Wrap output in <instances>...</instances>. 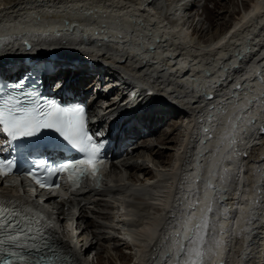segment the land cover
I'll return each instance as SVG.
<instances>
[{
    "label": "bare ground",
    "instance_id": "obj_1",
    "mask_svg": "<svg viewBox=\"0 0 264 264\" xmlns=\"http://www.w3.org/2000/svg\"><path fill=\"white\" fill-rule=\"evenodd\" d=\"M195 2L0 0V33L28 31L25 36L13 33L0 40L4 44L0 53L22 51V38L34 42L27 46L31 53L68 50L66 56L78 60L73 69L62 70L72 91L78 93V87L89 77L82 76L87 65L80 58L85 56L94 64L108 65L113 74H125L138 82L142 93L158 101L156 109L146 111L145 117L133 119L134 125L147 129L145 133H139L135 126L118 132L122 138L112 155H119L107 170L103 169L99 183L64 193L61 200L51 191L33 199L22 183L0 181V201L8 202L7 197L14 204H29L40 211L43 224L56 225L47 233L69 264H93V259H106L111 264H165L166 257L172 255L170 248H178V239L183 240L186 230L193 228L182 225L187 212L181 211H185L183 197L196 198L192 188L196 169L209 173L219 187L230 182L231 192L239 191L235 186L238 172L243 164L250 167V163L257 170L260 190L249 215L240 222V233L248 230L247 240L237 236L230 242L233 250L228 257L232 261L227 264H264V135L257 134L264 122V75H260L264 73V0H251L229 25L224 20L230 14L228 7L216 2L213 6L220 11H213L221 19L209 36L193 26L195 16L200 18L192 12ZM230 4L234 5L233 0ZM204 9L205 4L201 12ZM60 19L78 21L84 30L67 35L66 30L39 28ZM225 27L227 30L217 35ZM236 84L242 87L236 89ZM207 92L210 95L205 98ZM109 107L119 112L115 103ZM228 131L231 134L226 137ZM256 139L260 141L254 142ZM212 152L220 167L210 170ZM224 173L227 176L222 180ZM38 196L43 197L45 206L38 205ZM232 203L230 200L226 207ZM68 222L76 244L66 239ZM224 222L229 223L226 231L218 233L227 240L232 230L229 215L220 220ZM118 228L127 234V241L120 238Z\"/></svg>",
    "mask_w": 264,
    "mask_h": 264
},
{
    "label": "snow or ice",
    "instance_id": "obj_2",
    "mask_svg": "<svg viewBox=\"0 0 264 264\" xmlns=\"http://www.w3.org/2000/svg\"><path fill=\"white\" fill-rule=\"evenodd\" d=\"M220 43L223 44L224 41ZM24 82L21 79L13 86L20 90ZM55 87L62 88V82L58 81ZM241 87V84L235 85L236 89ZM249 123H254V120ZM88 124V114L83 105H59L54 101L44 100L34 89L27 92H6L0 96V139L8 145L9 156H0V180L8 176H23L41 190L58 188L61 174H66L74 186L84 178H90L93 183L98 182L99 169L106 160L104 150L109 141L105 132L90 131ZM45 132L55 133L58 139L43 136L42 133ZM25 141L34 142L17 143ZM65 148L80 155L77 158H67ZM61 156L65 158L60 159ZM224 158H227L226 154ZM226 176V173L222 174L221 179ZM208 187L213 186L208 184ZM29 191L34 192L33 189ZM63 195L62 193L61 196ZM212 199L215 197L210 198L198 223L188 229L189 234L183 240L178 239L174 264H210L211 257L216 254L209 247L210 241L215 247L224 249L225 242L216 240L215 224L208 216L213 211ZM5 200L8 202L0 201V264H64L65 257L57 255L47 240V230L54 229L56 225L50 222L42 224V214L25 215L18 207L11 206V198L6 197ZM193 208V205H189V210ZM187 223L188 220L182 221L183 226ZM69 228L71 229V224ZM76 243L73 240V244ZM171 259L172 255L167 256L165 264ZM219 264H226V261L221 260Z\"/></svg>",
    "mask_w": 264,
    "mask_h": 264
},
{
    "label": "rangeland",
    "instance_id": "obj_3",
    "mask_svg": "<svg viewBox=\"0 0 264 264\" xmlns=\"http://www.w3.org/2000/svg\"><path fill=\"white\" fill-rule=\"evenodd\" d=\"M216 2L228 7V10H229L230 14L227 15L224 20H226L228 25H229V23L230 24L233 23V18H235L236 15H238L240 13H243V11L251 3V0H233L234 5L230 4V0H215V2L210 1V0H196L194 6L192 7V12H193V14L194 13L198 14L200 16V18L199 17L196 18L197 16H195V18H194L192 23H193V26L197 27L198 29L202 28L203 31H204V34L208 35V36L212 35V33H214L216 31V30H214V25L218 24L219 20L221 19V16H220L219 19L216 18L215 17L216 13L213 11V9L215 8V6H213V5H215ZM203 4H205V8H206V11L204 9V13L201 12V6ZM216 11L219 12L220 10L216 9ZM209 12H210L211 15L209 14ZM212 14H214V15H212ZM207 17H210V20H209V18H208V20H206L205 18H207ZM195 19H197V20H195ZM189 21H191V20H189ZM198 21H200V22H198ZM228 25L226 26L227 28L229 27ZM226 27L224 29L218 30L217 31V33H218L217 35H219V36L222 35L227 30ZM189 31H191V29ZM166 159H167V157H166ZM69 224H70V222H68V224H65L66 228H67L66 233L68 234L67 235L68 237H66V239L69 240L68 238H70L71 243H73V240H75V237L73 235L74 230H72V227H71V229L69 228ZM94 251H96V250H94ZM124 251H127V250H124ZM118 254H120V252ZM90 257H91V260H92L94 258V255L91 254ZM98 260L93 259L94 263H93V261H92V263L93 264H98V263L99 264H111L106 259L103 260L102 262L100 260L99 261Z\"/></svg>",
    "mask_w": 264,
    "mask_h": 264
}]
</instances>
